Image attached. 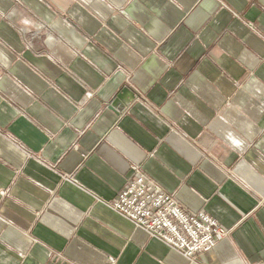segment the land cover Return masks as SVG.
Returning a JSON list of instances; mask_svg holds the SVG:
<instances>
[{
  "label": "crops",
  "instance_id": "1",
  "mask_svg": "<svg viewBox=\"0 0 264 264\" xmlns=\"http://www.w3.org/2000/svg\"><path fill=\"white\" fill-rule=\"evenodd\" d=\"M133 167L228 237L136 227ZM0 264H264V0H0Z\"/></svg>",
  "mask_w": 264,
  "mask_h": 264
},
{
  "label": "built area",
  "instance_id": "2",
  "mask_svg": "<svg viewBox=\"0 0 264 264\" xmlns=\"http://www.w3.org/2000/svg\"><path fill=\"white\" fill-rule=\"evenodd\" d=\"M113 209L188 260L212 251L229 235L205 212L186 213L174 196L147 178L140 167H133Z\"/></svg>",
  "mask_w": 264,
  "mask_h": 264
},
{
  "label": "water",
  "instance_id": "3",
  "mask_svg": "<svg viewBox=\"0 0 264 264\" xmlns=\"http://www.w3.org/2000/svg\"><path fill=\"white\" fill-rule=\"evenodd\" d=\"M122 94L128 95V89L123 90ZM122 94H120L117 97V99L114 100V102H112L110 109H112V110H117L118 109L119 111H121L123 106L126 107L128 105V102L126 101V99H124ZM121 103H123V105H121Z\"/></svg>",
  "mask_w": 264,
  "mask_h": 264
}]
</instances>
